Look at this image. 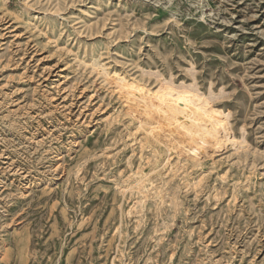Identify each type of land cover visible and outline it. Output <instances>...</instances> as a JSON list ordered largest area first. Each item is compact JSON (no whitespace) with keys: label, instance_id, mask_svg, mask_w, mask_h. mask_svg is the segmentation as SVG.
<instances>
[{"label":"rangeland","instance_id":"374dc122","mask_svg":"<svg viewBox=\"0 0 264 264\" xmlns=\"http://www.w3.org/2000/svg\"><path fill=\"white\" fill-rule=\"evenodd\" d=\"M120 81L197 93L221 142ZM0 264H264V0H0Z\"/></svg>","mask_w":264,"mask_h":264},{"label":"bare ground","instance_id":"6f19581e","mask_svg":"<svg viewBox=\"0 0 264 264\" xmlns=\"http://www.w3.org/2000/svg\"><path fill=\"white\" fill-rule=\"evenodd\" d=\"M120 83L133 109L135 107L140 112L148 127L157 129L162 139L173 141L194 155H202L221 142L222 121L205 107L192 90L169 88L151 92L140 89L132 82Z\"/></svg>","mask_w":264,"mask_h":264}]
</instances>
